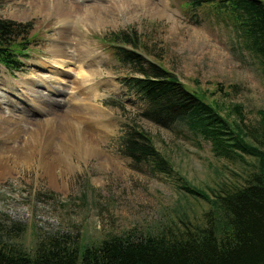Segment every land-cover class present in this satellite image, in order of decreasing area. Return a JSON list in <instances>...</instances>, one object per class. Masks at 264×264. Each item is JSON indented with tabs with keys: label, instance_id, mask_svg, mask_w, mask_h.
Listing matches in <instances>:
<instances>
[{
	"label": "rangeland",
	"instance_id": "obj_1",
	"mask_svg": "<svg viewBox=\"0 0 264 264\" xmlns=\"http://www.w3.org/2000/svg\"><path fill=\"white\" fill-rule=\"evenodd\" d=\"M76 2L0 0V18L30 22L32 26L20 58L22 68L11 72L0 68V103L4 106L10 100L17 106L10 113L23 118L24 124H28V117L44 119V112L54 113L53 119L45 121L56 120L58 115L49 106L51 96V101L61 104L63 99L69 105L71 102L64 100L70 85L75 86L73 76L77 72L78 77L81 75L78 59L74 60L70 49L71 39L77 41L76 31H70L72 22L69 29L61 30L65 27L57 14L61 8L78 6L74 14L79 20L78 39L89 49L92 67L97 70L89 82L75 88L78 93L90 91L76 97L72 105L81 120L92 118L93 136L82 132L80 146L70 147L66 140L68 129L61 131L65 118L59 105L61 121L57 120L54 127H35L37 132H30L32 127L26 126L17 148L20 158L0 161L5 172L0 177V233L3 240L29 252L38 241L50 237L68 235L86 246L110 234L153 233L171 218L178 221L200 217L207 204L179 189L175 175L154 173L149 163H136L125 154L120 139L128 124L145 131L173 169L206 192L221 180H240L258 165L255 158L247 155L234 162L216 157L209 142L181 121L164 127L144 118V99L122 82L131 69L121 66L113 54L109 39L114 32L136 33L138 51L173 72L189 89L204 92L231 123L241 128L260 126L254 137L245 138L264 147V70L245 47L228 14L215 13L208 7L192 9L185 0H81L84 6ZM61 33L69 37L63 48L68 56L66 62L54 55L53 45ZM74 52L80 56L77 42ZM20 78L30 82L35 95H40L42 113L31 103V92L19 83ZM45 85L56 89L55 93ZM20 91H28L27 96H19ZM237 107L244 119L238 116ZM3 112L8 114L0 107V114ZM96 122L104 128H93ZM9 125L8 131L0 128V150L2 142H9L7 136L15 126L12 122ZM39 140L53 146L54 154L48 155L46 162L58 166L50 171L58 175L55 182L45 176L38 154H31L30 148ZM63 145L70 150L68 156L62 154ZM96 150L101 156L90 157ZM67 162L70 172L59 176Z\"/></svg>",
	"mask_w": 264,
	"mask_h": 264
},
{
	"label": "trees",
	"instance_id": "obj_2",
	"mask_svg": "<svg viewBox=\"0 0 264 264\" xmlns=\"http://www.w3.org/2000/svg\"><path fill=\"white\" fill-rule=\"evenodd\" d=\"M185 3L192 9L208 7L228 14L264 70L263 0ZM31 30L30 22L0 18V68H22L20 58ZM110 38L119 64L131 69L122 82L144 99V118L164 127L181 121L209 142L216 157L234 162L247 155L258 165L240 180H221L206 192L175 171L145 131L128 124L120 139L125 154L136 163H149L154 173L175 175L179 189L207 204L200 217L171 218L153 233L110 234L86 246L68 235L50 237L38 241L32 252L3 240L0 233V264H264V147L245 138L254 137L260 126L241 128L228 121L204 92L189 89L173 72L138 51L136 33L114 32ZM236 112L244 119L238 107ZM261 129L264 145V122Z\"/></svg>",
	"mask_w": 264,
	"mask_h": 264
},
{
	"label": "bare ground",
	"instance_id": "obj_3",
	"mask_svg": "<svg viewBox=\"0 0 264 264\" xmlns=\"http://www.w3.org/2000/svg\"><path fill=\"white\" fill-rule=\"evenodd\" d=\"M76 3L78 5H80V6H84V4L81 3V0H77ZM91 4H95V2H93ZM91 4H87V5H91ZM77 10H78V6L75 5V4H71V5H68L66 7L61 8L57 12V14L61 17L60 21H63V24L65 26L61 30L62 31H66L67 29H69V25L72 22L71 25H70V31H71L72 34L76 31V35L75 36L77 38V41H76L75 38L71 39V48L70 49L73 50V52L71 53V56L74 57V60L78 59L77 68H78V70H80L81 75L78 77V72H77V75L73 76V78L75 80V86L70 85V89L67 92V96L65 97L64 101L67 102V103H69V102H71V103L69 105H67V104H65L63 102V99H62V103L61 104H60L59 101H57V102L51 101L52 96L50 95L51 98H50L49 106L54 107L56 115H58L56 120H54L52 122L45 121V120H48V119L49 120L53 119L54 113L44 112L43 117H44L45 120L42 119V117L41 118H39V117L30 118V117L27 116L28 117L27 118L28 119V124H24L25 120L23 118L19 117V115H15V114H11L10 113L11 109L14 108V107L17 108V106L12 105L10 100H7L5 102L4 106L1 104L2 103L1 102L0 103V107H2L3 110L7 111L8 114H4L5 112L0 114V128H4L6 131H8L10 129L9 122H12V124L15 125L11 129L12 133H10V135L7 136V139H9V142L8 143L2 142V148L0 150V161L3 162V163L8 161L9 159L17 160V159L20 158L19 157V152L17 151V148L19 146L21 132L24 130V128L26 126H31L32 127L30 132L31 131L37 132L35 130V127H54L55 123H57V120L61 121L62 118H61V116H59V111H60V106L59 105L62 106V111H63L64 118H65V125L62 126L61 131L64 132V130L66 128L68 129V132L66 133V140H67V142H68L70 147L75 146V148H78L80 146L79 143L81 141V133L82 132H85V133L93 136L92 132L90 131V129H91L90 122H91L92 118H87V119L81 120V117L78 114H76L73 111V108H72L73 101L76 99V97H78L80 95L88 94L89 91H90L89 89H87V90L84 89V92L78 93L75 88H78V86L81 83L89 82L88 78H90L91 76H94V74L97 73V70L92 67V62L93 61L90 58L89 49L86 47V45H85V43L83 41L78 39L77 24H78L79 20H75V16H74V14L76 13ZM69 12H71V14H70L69 17H67ZM66 17H67V19H65ZM73 20H75V21H73ZM59 37L60 38H59L58 42H55L54 45H53V49L56 50V53L54 55L58 56V57H61L62 60H60V61H64L65 59L68 58V56L66 54V51H64L63 48H64L65 45H68L69 37H68V35H66L64 33H61ZM76 42H77V48L81 52L79 57H78V52H74L75 49H76ZM93 54H94V57H96V59L98 60V62H100V60L98 58V53L94 51ZM60 61H59V63H61ZM64 62H66V61H64ZM85 66H87V69L84 68ZM19 83L20 84L24 83L26 85V88L28 89L29 92H31V95H32V96H30L31 103L37 109L38 113H42L41 106H43V105L38 102L39 101L38 98H39L40 95L39 94L35 95L36 92L34 91L35 89L33 90V85L30 84V82H28V81L27 82L24 81L23 78H20V82ZM45 86L50 89L49 90L50 93L51 92L55 93L56 89L51 88V86L49 87L48 85H45ZM91 87L92 86H90L88 88H91ZM7 88L9 90L11 89L9 87V85L7 86ZM27 92L20 91V95L19 96H27ZM47 95H49V94H47ZM65 95H66V93H65ZM14 103H16V102H14ZM9 104L12 105L11 108L8 107ZM18 109H20V108H18ZM68 115H72V116L68 117ZM11 116H13V117H11ZM21 122L23 124H21ZM97 125H100L101 128H104V125L100 124V122H96V125L93 124L92 126H93V128H97L96 127ZM38 143L39 144L36 145L34 148L33 147L30 148V151L32 150L31 154L33 155V157H34V155L36 153L38 154V161L44 167L42 169V171L46 172L45 176L49 179V181L51 183H52V181L55 182L58 175H56V172L51 173L50 171L52 169H54V168H58V166L54 165V164H47V162H46L47 161V156L54 154L53 146L50 143H47V144L44 145V141H40V140L38 141ZM66 147H67L66 145H63L61 147V150L64 152V153H62L63 155L68 156V153H69L70 150L68 148H66ZM29 155H30V152H29ZM93 156H95V157L96 156H101L100 155V151L96 150L95 153L92 156H90V157H93ZM68 172H70V165L67 162L65 164V166L60 169L59 176H65V174H67ZM4 175H5V172L3 170V164H0V177H3Z\"/></svg>",
	"mask_w": 264,
	"mask_h": 264
}]
</instances>
